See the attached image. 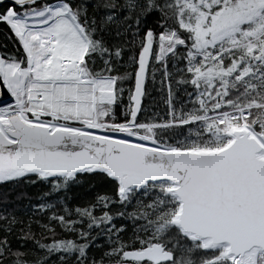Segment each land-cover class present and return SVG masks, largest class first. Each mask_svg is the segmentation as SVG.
<instances>
[{
  "label": "snow or ice",
  "instance_id": "snow-or-ice-1",
  "mask_svg": "<svg viewBox=\"0 0 264 264\" xmlns=\"http://www.w3.org/2000/svg\"><path fill=\"white\" fill-rule=\"evenodd\" d=\"M0 264H264V0H0Z\"/></svg>",
  "mask_w": 264,
  "mask_h": 264
},
{
  "label": "trees",
  "instance_id": "trees-1",
  "mask_svg": "<svg viewBox=\"0 0 264 264\" xmlns=\"http://www.w3.org/2000/svg\"><path fill=\"white\" fill-rule=\"evenodd\" d=\"M0 39H2V37H0Z\"/></svg>",
  "mask_w": 264,
  "mask_h": 264
}]
</instances>
